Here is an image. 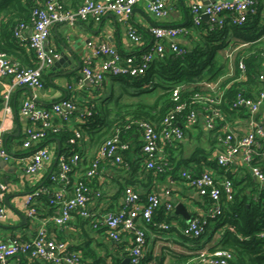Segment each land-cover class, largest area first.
Masks as SVG:
<instances>
[{"label": "built area", "instance_id": "obj_1", "mask_svg": "<svg viewBox=\"0 0 264 264\" xmlns=\"http://www.w3.org/2000/svg\"><path fill=\"white\" fill-rule=\"evenodd\" d=\"M142 0H83L77 8H66L62 0H43L32 10L31 20L21 22L14 29V36L22 46H27L33 53L36 65H23L18 59L0 50V74L8 78V89L2 95L3 114L0 118V160L11 161L12 152L6 144V118L13 113L12 97L21 87L43 89L44 73L61 59L60 52L49 44L51 28L59 23L93 19L100 21L108 14H113L121 21H126ZM146 9L157 19L169 16L170 0H145ZM258 0H221L203 4L195 2L190 7L191 19L195 25L207 17L211 27L244 25L251 15L257 13ZM29 35H26L27 31ZM188 28L179 26H154L150 29L153 42L145 49L124 55L108 40L96 42L89 40L87 52L83 58L82 82L94 89L102 87L108 77H140L146 73L156 59H161L167 52L184 54L186 49L179 39ZM132 43L140 45L143 39L135 26L129 28ZM263 38V37H262ZM261 38V39H262ZM261 39L245 41L230 36L220 53L223 73L217 77L199 82V90L193 95L194 104L203 105V112L193 110L187 117L189 124H196L202 119L205 127L214 131L217 139V160L221 165H248L255 156L264 157V69L258 74L255 84L247 83V64L241 57L237 60L239 49L257 44ZM264 50V45L262 46ZM220 66V65H219ZM218 66V67H219ZM241 90L233 100L228 101V92L235 84ZM174 99H179V89L174 91ZM75 96L64 97L49 106H39L34 98L23 99L19 113L27 119L18 135L17 150L25 151L26 171L31 175L45 177L44 166L58 158V168L50 173L49 179L58 187L40 186L26 194L27 216L34 219L38 214L39 201L43 194L50 192V203L55 208L53 222L58 228L65 227L75 216L86 219L94 229H104V234L119 242L124 234L132 237L128 249L130 264H141L148 250L147 223H151L155 212L164 205V213L175 211V201H162L160 195L151 191L143 194L139 189L126 185L123 192V204L116 209L97 211L91 208L92 199L101 196V189L93 182L105 181L102 161L117 166L124 163V152L130 143L122 141L116 133L104 140L90 155L85 147L87 136L79 125L92 115L95 105H83ZM85 104V103H84ZM233 115H229L227 107ZM185 104L179 105L181 111ZM169 117L174 118V113ZM161 131L148 120H136L135 125L141 134V149L144 154L143 165L147 170L164 171L168 165L164 158V146L173 138L181 140L184 132L179 126H171ZM69 129L74 134L68 150H60V145L49 144L52 135ZM220 132V133H219ZM56 140H52L54 142ZM55 143V142H54ZM74 146V147H73ZM58 151L60 152L58 154ZM86 160L85 165L83 162ZM239 167V166H238ZM253 175L264 184V172L260 166L250 168ZM74 174L78 177L75 178ZM182 183L195 189L202 197L207 196L211 205L202 214L192 216L182 225L180 232L189 238H199L205 233L210 219L217 220L223 214V195L230 201L234 196L233 181L227 176H220L215 169L206 166L199 174L183 170ZM9 191L8 184L0 177V222L10 216L8 207L3 202ZM171 195V189H166ZM159 230L175 227L167 221L153 222ZM229 226H224L227 229ZM221 229V228H219ZM218 229V230H219ZM223 232V231H222ZM259 237H264V231ZM210 248V247H209ZM208 247L198 249L199 257L187 264H233L235 254L232 250L217 248L213 252ZM18 255L30 260L40 259L51 264H85L77 250L70 249L63 240L52 239L44 226L30 237L13 236L0 240V264H12Z\"/></svg>", "mask_w": 264, "mask_h": 264}, {"label": "trees", "instance_id": "obj_2", "mask_svg": "<svg viewBox=\"0 0 264 264\" xmlns=\"http://www.w3.org/2000/svg\"><path fill=\"white\" fill-rule=\"evenodd\" d=\"M82 1L73 7L64 1L63 3L66 8H77ZM42 2L43 0H0V50L18 59L22 64L24 62L20 59V54L25 50L24 46L15 38L14 29L21 22H29L33 8ZM256 6L257 13L251 15L242 26L225 24L222 27L212 28L208 19L203 18L198 25H195L192 19L188 20L184 26L189 30L183 37L188 39L189 43L188 45L181 44L186 49L184 54L167 52L163 58L156 59L146 73L140 77H109L115 81L124 79V83L120 85L119 96L115 97L116 92L112 89L103 97H95V100L99 99V103H96L92 115L88 116L86 122L79 125L84 136H87V139L90 138L96 148L116 133L120 134L122 141L130 143L129 150L124 152L125 161L123 164L114 166L102 161L101 165L104 168L120 167L131 177L137 176L139 180H149L154 183L166 178L181 181L183 170L187 169L199 174L203 171L204 166L209 165L220 176L230 178L234 185V196L232 200L226 201L225 195H223L224 211L220 218L210 219L209 224L205 227V233L201 237L184 236V238L198 243L201 249L205 244L207 234H210L211 237L215 230L229 226L221 233L219 243L210 247L209 251L213 252L217 248L232 250L235 254L233 264H264V237L258 235L264 231V184L250 170L252 167L260 166L264 172V157L257 154L249 166L244 164L238 167L239 164L235 165L234 163L219 164L216 157L219 149L214 131L206 128L208 133L204 134L201 129L204 124L202 119H198V122L192 125L187 122V117L196 109L203 112V105L192 102L193 95L199 90L200 81L211 80L223 73L225 65L221 66L220 51L230 36L245 41H254L263 37L257 44L241 48L236 53L237 60L242 57L247 64V83L251 85L256 83L259 72L264 69L262 47L264 45V0H258ZM35 65L36 60L31 52L26 66L33 67ZM108 79L106 80L108 81ZM105 84L106 81L102 87L97 89L101 90ZM241 87L237 83L231 88L228 92V101L234 99ZM177 88L179 89V99L175 100L173 94ZM154 93L156 95H153ZM124 95L128 99H122ZM149 97L154 98L148 100ZM1 102L0 106H2ZM182 104H185V107L178 111L179 105ZM226 108L229 115L234 114L229 111L231 109L228 106ZM171 113H174V118L169 117ZM165 119L171 121V126H179L184 132V137L181 140L173 138L170 142L165 143L163 153L168 165L164 171L147 170L143 165L145 158L141 149V134L138 132L135 121L148 120L161 131L165 127H170ZM73 134L71 130L63 129L59 134L50 136L49 140H56L62 152L72 146L69 140ZM193 137L198 140V145L188 151L186 147ZM92 184L95 188H100L102 193L100 197L92 199L91 205L105 199L103 188L105 182L99 184L94 181ZM135 188L139 189L137 186ZM50 192L43 194L41 199L46 201L49 207L54 208L50 203ZM141 192L147 194L151 191ZM203 202L204 205H207L205 208L207 210L211 205V200L204 196ZM175 216L174 211L170 215H166L164 205H162L155 212L152 222L147 223L146 227H155L153 222H171ZM194 216L196 215L194 214ZM68 246L73 249L71 245ZM196 251L188 254H175L170 264H187L199 257V252ZM126 257L127 253L118 256V258L113 257L112 263L125 264ZM82 263L89 264L83 258ZM141 264H147L146 260L142 259ZM160 264L163 262L160 261Z\"/></svg>", "mask_w": 264, "mask_h": 264}, {"label": "crops", "instance_id": "obj_3", "mask_svg": "<svg viewBox=\"0 0 264 264\" xmlns=\"http://www.w3.org/2000/svg\"><path fill=\"white\" fill-rule=\"evenodd\" d=\"M69 6H75L81 0H63ZM221 0H170L169 16L164 19H157L146 9V1H140L133 14L121 21L113 14H108L100 21L93 19L76 20L74 22H65L54 25L51 28L49 44L56 47L61 54V59L56 64L44 73L45 86L43 89L28 90L21 87L13 94L12 105L13 113L6 118V144L11 149L12 160H0V177L9 186V191L5 197H9V202L5 205L10 211V216L6 221L0 222V240H9L13 236H22L30 238L37 233L40 226H44L47 234L52 239L63 240L68 245H71L74 250L80 252L83 260L89 264H113V257L122 256L127 253L132 243V237L124 234L122 239L117 242L104 234V231L94 230L91 225L82 217L75 216L65 227L58 228L53 222L55 208H51L42 199L39 201L38 214L34 219L27 216V207L25 204L26 194L32 192L40 186H49L56 189L58 186L49 179L50 173L58 168L57 159L51 163H47L43 168L45 177L31 175L26 171L24 156L25 151L17 150L18 136L16 132L20 128L22 131L27 119L19 113L20 105L25 98H34L39 106H49L51 103L61 100L64 97L75 96L79 101L84 102L83 105H96L99 99L109 91H120V85L124 83L122 80H112L107 78L105 86L100 90L94 89L86 82H82V65L83 58L87 52V42L94 40L100 42L108 40L111 44L119 49L124 55L134 54L140 50L147 48L152 42L153 37L150 34V29L154 26H179L185 25L191 19L190 7L195 2L203 4L219 2ZM207 20V18H206ZM135 26L142 37L143 43L140 45L132 43L129 37V28ZM30 31L26 32L29 35ZM179 42L182 45H188V39L181 37ZM24 52H21L20 59L24 65H28V57L31 54L29 47L24 46ZM223 50L220 51V53ZM221 55V54H220ZM8 78L0 74V101H2L3 93L8 89ZM127 96L122 98L126 100ZM91 103V104H90ZM0 106V118L3 114V102ZM204 134L208 130L202 124L201 127ZM57 146V141L51 142ZM208 144V143H207ZM59 145V143H58ZM85 147L90 155L95 151L96 146L93 145L90 138L87 139ZM209 147V146H208ZM86 160L83 162L85 165ZM209 166V165H208ZM242 166L241 163L238 165ZM206 166H204L205 168ZM114 168V169H113ZM105 199L97 204L91 205V208L97 211H105V209H116L123 203V192L126 185H136L139 190L155 191L162 201H175L176 203L183 202L187 207L191 217L202 214L207 205H204L203 197L193 188L185 186L182 181H173L166 178L157 182L149 180H139L136 176L131 177L123 168L120 167H105L104 168ZM77 178L78 175L74 174ZM135 186V187H136ZM170 188L172 194H166V189ZM176 216L170 222L175 227L170 230H159L155 227H147L148 235V250L145 256L153 258L148 264H160L155 252L161 251V261L163 264H170L175 254L192 253L200 249L199 244L185 239L180 232L182 225L190 219H186L183 215L176 213ZM22 215L27 216L26 221H23ZM218 231L215 230L214 234ZM220 236L215 244L219 243ZM210 246V247H212ZM193 250V251H192ZM148 257V258H149ZM155 258V259H154ZM126 260V259H125ZM12 264H46L42 260H30L21 255L12 259Z\"/></svg>", "mask_w": 264, "mask_h": 264}, {"label": "rangeland", "instance_id": "obj_4", "mask_svg": "<svg viewBox=\"0 0 264 264\" xmlns=\"http://www.w3.org/2000/svg\"><path fill=\"white\" fill-rule=\"evenodd\" d=\"M118 92V90L116 91V93H115V97H118L119 96V94L117 93ZM153 95H156V93H154ZM152 95V96H153ZM103 97V96H102ZM146 97V96H145ZM127 98V97H126ZM154 97H149V99L148 100H152ZM123 99V98H122ZM128 99V98H127ZM100 104H101V102H100ZM190 144L186 147L187 149H188V151L190 150V148H192V147H195V146H197L198 144V140L197 139H195L194 137H193V140L191 141V142H189ZM222 231H224V229L223 228H221V229H219L213 236H211L210 237V234H207L206 236H205V244H204V242H203V247L202 248H205V247H210V246H212L215 242H216V240H217V238L220 236V234L222 233ZM193 251V250H192ZM157 256V260L159 259V261H161V251H158V252H155V257ZM149 255L148 256H145V258H143L144 260H146V263L148 264L150 261H152L153 260V258H151V257H149ZM159 257V258H158ZM155 259V258H154ZM154 264H159V262L157 261V263H154Z\"/></svg>", "mask_w": 264, "mask_h": 264}, {"label": "water", "instance_id": "obj_5", "mask_svg": "<svg viewBox=\"0 0 264 264\" xmlns=\"http://www.w3.org/2000/svg\"><path fill=\"white\" fill-rule=\"evenodd\" d=\"M207 17H205V19H206ZM28 90H30V88H28V87H26ZM20 128L18 129V131L16 132V135L18 136L19 134H20ZM60 152L58 151V154H59ZM58 159V158H57ZM252 172V171H251ZM5 202H9V197L8 196H6L5 197ZM175 211H176V213H178V214H181V215H183L186 219H190L191 218V215H190V213L188 212V210H187V207L185 206V204L183 203V202H179V203H177L176 204V208H175ZM22 218H23V221L25 222L26 221V219H27V216H25V215H22ZM129 258H126V260L124 261V263L125 264H129Z\"/></svg>", "mask_w": 264, "mask_h": 264}]
</instances>
